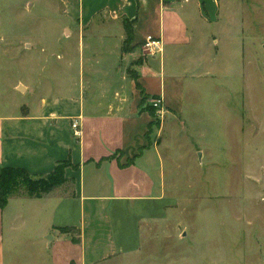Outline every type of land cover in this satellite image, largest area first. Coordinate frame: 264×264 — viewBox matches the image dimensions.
I'll return each mask as SVG.
<instances>
[{"label":"crops","instance_id":"1","mask_svg":"<svg viewBox=\"0 0 264 264\" xmlns=\"http://www.w3.org/2000/svg\"><path fill=\"white\" fill-rule=\"evenodd\" d=\"M63 1L67 21L59 46L49 49L54 59L15 62L13 82L7 77L0 171L46 175L68 161L66 181L40 198L19 193L0 208V264H7L8 245L11 264H99L140 247L150 206L162 204L156 163L163 158L148 145L152 116L140 109L136 84L162 109L180 112L184 76L177 68L194 27L206 26L218 8L216 0ZM123 19L133 28L127 52ZM147 36L160 40V51L143 47ZM72 37L76 45L67 42ZM144 49L134 79L130 59ZM57 227H75L79 241ZM24 245L30 252L19 250Z\"/></svg>","mask_w":264,"mask_h":264},{"label":"rangeland","instance_id":"2","mask_svg":"<svg viewBox=\"0 0 264 264\" xmlns=\"http://www.w3.org/2000/svg\"><path fill=\"white\" fill-rule=\"evenodd\" d=\"M216 1L177 68L183 109L152 105L146 137L163 158L162 204L150 206L136 251L99 264H264V0ZM64 9L63 0H0V111L15 62L54 59ZM143 51L130 59V75ZM6 258L11 264L10 245Z\"/></svg>","mask_w":264,"mask_h":264},{"label":"trees","instance_id":"3","mask_svg":"<svg viewBox=\"0 0 264 264\" xmlns=\"http://www.w3.org/2000/svg\"><path fill=\"white\" fill-rule=\"evenodd\" d=\"M122 26L126 35L123 46V50L125 51L126 46L130 48L129 44L133 37V28L132 24L126 19L122 20ZM131 76L136 79V75L134 73ZM136 86L138 89H140L142 94L143 103L142 106H140V109L147 110L152 116L155 109H153L152 104L146 100L148 98L152 100L156 98V96L145 95L139 84H136ZM68 165V161H60L54 166V169L46 175H32L29 174L25 169L19 167H3L0 171V208H3L7 204V201L10 197L18 195L19 193H22L30 198H40L48 194L54 188L66 181L63 171ZM57 228L62 233H70L71 230L78 232V229L75 227ZM72 240L74 242L79 241L78 238H72Z\"/></svg>","mask_w":264,"mask_h":264},{"label":"built area","instance_id":"4","mask_svg":"<svg viewBox=\"0 0 264 264\" xmlns=\"http://www.w3.org/2000/svg\"><path fill=\"white\" fill-rule=\"evenodd\" d=\"M143 47L146 48L147 50H149V52H151V54H154L158 51H160V40L156 39L152 36H147L145 38V41L143 43ZM151 104L154 107H161V101L160 99H152L151 100ZM72 128L74 129V135L78 136L80 135V130L78 128V122L74 121L72 122Z\"/></svg>","mask_w":264,"mask_h":264}]
</instances>
